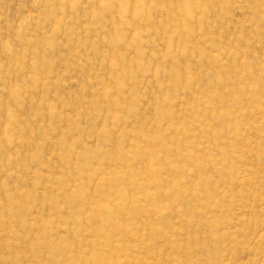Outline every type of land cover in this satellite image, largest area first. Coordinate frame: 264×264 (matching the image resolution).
<instances>
[{
	"label": "rangeland",
	"instance_id": "rangeland-1",
	"mask_svg": "<svg viewBox=\"0 0 264 264\" xmlns=\"http://www.w3.org/2000/svg\"><path fill=\"white\" fill-rule=\"evenodd\" d=\"M0 264H264V0H0Z\"/></svg>",
	"mask_w": 264,
	"mask_h": 264
}]
</instances>
